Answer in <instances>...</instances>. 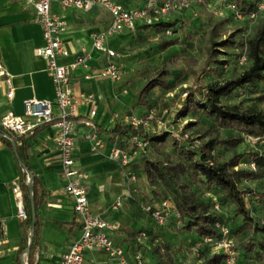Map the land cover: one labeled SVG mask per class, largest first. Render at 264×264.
I'll use <instances>...</instances> for the list:
<instances>
[{
    "label": "crops",
    "instance_id": "0c3cea01",
    "mask_svg": "<svg viewBox=\"0 0 264 264\" xmlns=\"http://www.w3.org/2000/svg\"><path fill=\"white\" fill-rule=\"evenodd\" d=\"M114 1L125 7L142 4V0ZM50 9L60 15L67 25L60 36L67 55L58 57L57 62L67 64L75 55L83 52L88 56V71L101 68L105 61L104 53L92 48L91 39L93 34L100 32L108 24V11L99 4H93L87 10H79L60 8L56 2L51 3ZM124 33L106 38L104 45L108 47L114 38L121 37ZM42 43L41 26L34 21L31 4L19 0H0V64L9 73L8 84L4 76H0V115L7 111L21 115L22 100L26 98L53 101V84L46 68V60L34 54V49ZM118 57L116 62L119 66ZM85 72L86 69L80 66L70 70L69 86L75 97L80 93H91L94 99L95 113L91 116L88 114L90 104L77 100V115L72 128L74 167L86 173L81 182L88 205L94 213L114 226L109 232L110 237L121 248L129 264L135 263V254L141 258L143 264H155V261L149 253L137 249L126 238L122 230L124 227L137 231L138 240L145 246L167 245L170 258L174 262H180L170 254L167 238L158 240L157 233L163 232H157L161 225L153 223L140 205L136 208L133 196L126 186L125 168L107 156L114 139L106 130L115 122L122 121L127 114L140 115L138 113L142 112L141 108L145 107L139 105L131 108L140 85L130 91L125 81H110L98 77L85 79ZM9 88L12 90L11 98L5 95ZM92 130L101 140V145L95 151H90L88 147L87 135ZM12 136L18 137L25 146L28 172L37 180V195L40 197L35 210L38 243L28 254L26 246L19 251L24 239L27 244L29 229L25 227L22 219L16 217L14 197L10 190V183L18 180L14 154L0 141V264H21V260L25 262L27 257L31 264H60V255L79 235V224L74 218L71 200L62 190L55 127L51 124H39L29 132ZM116 200L119 205L113 207ZM145 217L150 219V223L147 222L146 225L142 224ZM8 238H12L10 246L7 245ZM82 258V264H115L100 249L84 251Z\"/></svg>",
    "mask_w": 264,
    "mask_h": 264
},
{
    "label": "trees",
    "instance_id": "16d2710c",
    "mask_svg": "<svg viewBox=\"0 0 264 264\" xmlns=\"http://www.w3.org/2000/svg\"><path fill=\"white\" fill-rule=\"evenodd\" d=\"M198 4L206 6L211 0H199ZM228 2L234 13L241 14L243 17L249 13L260 14L264 8V0H223ZM260 6H262L260 8ZM180 18L157 19L149 25L136 24L135 28L152 27L156 32L163 34V30L170 29L174 32ZM246 56L249 65L236 76L222 81H213L208 84H198V89H190L184 92V97L180 100L179 111L195 110L203 117L210 119L218 127L234 130L236 136L225 137L222 139L209 138L199 145H190L183 142L181 137L172 136L166 129H156L144 131L141 128H132L122 121L115 122L106 133L114 139V144L121 148H128V140L132 136L143 137L148 144L156 143L160 147L168 145L174 148L176 153L175 161L172 164L154 158L144 152L138 153L136 163L137 170L144 178L145 182L152 186L159 185L165 195H160L159 190L153 189V201L148 203L155 205L161 199H168L171 206L178 213L177 228L179 232H194L197 236L196 241L200 242L203 236L213 239H220L215 224L225 225L224 216L209 210V205L202 199H194L189 189L186 188L187 182L182 185L174 180L175 175L184 174L188 180L198 182L205 190L214 191L219 195L220 203H228L232 206V214L237 215L240 220L234 225L233 233L236 235L242 230H248L249 235L239 243L232 246L234 250L235 264H264V221L251 216L246 208L243 191L237 187L241 179L257 178L264 174V146L248 152L246 158L247 167H237L241 154H234L225 160H218L213 156L212 151L216 147H233L240 143L244 135L264 136V112L254 107L241 108L238 104L225 105L220 103L221 97L235 93V90L245 86L255 87L258 81H264V20L254 29L252 35L244 40ZM178 44L176 37L160 38L158 49L162 51L169 46ZM238 44L235 37H226L218 42H214L207 48L208 54L204 65L213 64L212 69L217 70L218 65L224 60L214 58L217 51L214 46L229 45L234 47ZM204 66V67H205ZM204 68H202L203 70ZM167 70L160 68L156 74L146 78L136 90V99L131 108L135 106H149V102L144 98L148 92L158 86L166 89L169 82L164 79ZM264 99V94L253 97L254 101ZM145 113V112H144ZM143 114V113H142ZM141 115V114H140ZM33 130V129H32ZM168 136L170 137L168 139ZM0 141L5 144L14 154V160L18 170V182L21 192V202L25 218L22 219L26 228L30 229L31 210L30 205L34 206V224L32 236L26 254L34 250L37 246L38 220L36 218V207L40 202L37 195V180L29 174L26 162L25 146L18 137L12 136L0 128ZM262 144V143H261ZM253 164V169L249 164ZM30 175V180L26 181V176ZM29 196L31 198H29ZM262 197L261 203L264 207V192L259 193ZM127 239L137 248L149 253L155 264H183L174 262L167 253L168 247L164 246H145L137 238V231L122 228ZM227 236L230 238L229 233ZM29 236L27 234V240ZM26 239L19 251L25 246ZM204 247L211 254L203 262L196 264H223L225 254L222 251H213L205 244L197 247ZM211 250V251H210ZM26 264H31L27 257ZM195 264V263H189Z\"/></svg>",
    "mask_w": 264,
    "mask_h": 264
},
{
    "label": "rangeland",
    "instance_id": "374dc122",
    "mask_svg": "<svg viewBox=\"0 0 264 264\" xmlns=\"http://www.w3.org/2000/svg\"><path fill=\"white\" fill-rule=\"evenodd\" d=\"M232 9L231 5L223 0H211L208 6L195 3L185 8L178 7L165 18L169 20L175 17L180 18L176 30L170 35L156 32L152 27L137 28L132 32H123V36L114 38L108 45L119 54L120 76L116 81H125V84L129 85L130 91L141 85L146 78L156 74L160 68L167 70L168 73L164 79L169 82V87L166 89L158 86L152 88L144 98L149 102V106L141 108L142 112L138 114L144 113L149 108L153 109L156 119L160 118L165 124L171 125L175 134L177 133L184 140L183 142L192 146L199 145L209 138L222 139L237 135L234 130L216 126L210 119L203 117L195 110L179 111V103L184 97V92L190 89L197 90L199 83L208 84L236 76L249 65L244 40L250 37L254 29L264 20V8L261 9L260 14L251 18L237 17ZM232 36L238 40V44L234 47L229 45L214 46L217 49L214 58L224 60V63L218 65L217 70L212 69V63L205 66L207 48L214 42ZM172 37L178 39V44L159 51L157 44L160 38ZM242 54L244 60L240 61ZM202 68L204 69L202 70ZM258 94H264V81H258L255 87L245 86L237 89L235 93L221 97L220 103L238 104L241 108L254 107L264 112V99L253 100V97ZM129 95L131 96V93ZM135 112L137 113L136 110ZM260 145L264 146V143L242 140L233 147H216L212 154L218 160H225L234 154H241L237 167L245 168L247 167L248 152L256 150ZM145 154L168 164H172L176 158L174 148L168 145L160 147L156 143L150 142ZM137 160L138 155L131 160L128 166L135 179L132 182L126 177V186L133 196L136 208H139L140 202L153 201V189L159 190L160 195L166 193L159 185L149 186L145 182L137 170ZM174 180L180 185L182 182H187L188 185L183 189H189L194 199L204 200L209 205V210L224 216V224L234 246H238L241 239L244 240L249 235L248 230L245 229L236 235L233 233L234 225L239 222L240 218L231 213V205L220 203L219 195L214 191L207 192L200 183L188 180L184 174L175 175ZM237 187L243 191L249 214L264 221V207L261 203L262 197L259 196V193L264 192V174L257 178L241 179L237 183ZM214 203L218 206L217 210L212 208ZM145 218L144 222L142 221L144 225L147 222L150 223L149 217ZM158 227L157 232L163 231L161 234L157 233L158 240L167 238L170 244L169 252L173 259L184 264H196L203 262L208 256L209 252L206 248L193 247L197 238L196 234L194 232H179L177 222L171 215H168L166 222ZM161 235L165 237H161ZM11 239H7L8 246L12 243Z\"/></svg>",
    "mask_w": 264,
    "mask_h": 264
},
{
    "label": "built area",
    "instance_id": "2783aa9c",
    "mask_svg": "<svg viewBox=\"0 0 264 264\" xmlns=\"http://www.w3.org/2000/svg\"><path fill=\"white\" fill-rule=\"evenodd\" d=\"M30 3L34 11V21L41 26L42 45L34 49V54L41 56L46 60V68L51 76L53 84L54 99L52 102L36 98H26L22 100V114L17 115L7 111L0 115V128L10 135H22L31 131L39 124H51L55 127V144L59 153L60 176L62 179V190L71 200L72 211L75 220L79 224V235L68 246L67 250L60 255V264H82V253L93 249H100L105 252L107 258L115 264H129L123 255L119 246L111 239L109 232L114 226L94 213L87 202L86 192L82 185V179L86 173L74 167L73 149L74 140L72 128L74 117L77 115L76 102L90 104L88 114L91 116L95 113L94 99L91 93H80L74 96L70 89L69 72L80 66L86 69L83 74L85 79L98 77L116 81L119 79V66L116 62L118 53L106 47L104 40L110 36L119 35L126 31L134 30L136 24L149 25L157 19H165L170 12L178 7H188L191 4L199 3V0H142L140 6L125 7L114 0H19ZM56 2L60 8H73L87 10L93 4H99L104 7L109 15L110 20L103 30L93 34L91 46L96 50L103 51L104 64L95 71H88L86 64L87 54L81 52L67 64L57 62L60 56H66L67 50L61 43L60 36L65 31L67 25L63 18L52 12L51 3ZM209 4V3H208ZM208 4L206 6H208ZM262 6H260L261 8ZM237 17L241 14L236 13ZM255 14L249 13L246 16L251 18ZM170 29L163 30V34L170 35ZM244 60V55L240 56V61ZM0 76L9 82V73L0 64ZM6 97L11 98L12 90L6 91ZM54 106V109L52 108ZM122 122L132 128H141L144 131L156 129H166L172 136L179 138L174 132L171 125L165 124L160 118L154 117L153 109L149 108L141 115L127 114L123 117ZM186 136L185 134H182ZM181 137V136H180ZM88 147L90 151H95L101 145L100 138L92 130L88 135ZM244 140L255 143H264V136L244 135ZM130 147L121 148L112 143L107 152L109 159L116 161L125 168L126 177L132 182L135 179L134 174L128 169L131 160L139 152H144L147 148V140L143 137L132 136L128 140ZM249 168L253 169L250 163ZM26 176V181H27ZM10 190L14 197L16 217L24 219L25 214L21 202V192L18 180L10 183ZM119 205L118 200L113 203V207ZM141 209L146 212L153 223L163 225L167 216L171 215L178 222V213L171 206L168 199H161L155 205L148 202L140 203ZM213 210H217L216 203L212 205ZM218 232L221 234L220 239H213L203 236L200 242L195 246L205 244L213 251H222L225 254L223 264H235L233 242L227 236L228 230L225 225L215 224ZM2 224L0 221V256L2 254ZM135 264H142L140 257L134 255Z\"/></svg>",
    "mask_w": 264,
    "mask_h": 264
},
{
    "label": "water",
    "instance_id": "95a60500",
    "mask_svg": "<svg viewBox=\"0 0 264 264\" xmlns=\"http://www.w3.org/2000/svg\"><path fill=\"white\" fill-rule=\"evenodd\" d=\"M29 180H30V175H28V177H27V181H29ZM29 198H31V197L29 196ZM30 210H31V222H30V229H29V232H28L29 238H28L25 250H27V248L29 246L30 239H31V236H32V233H33L32 228H33V224H34V215L35 214H34V206L32 204L30 205ZM21 264H26V262L21 260Z\"/></svg>",
    "mask_w": 264,
    "mask_h": 264
}]
</instances>
